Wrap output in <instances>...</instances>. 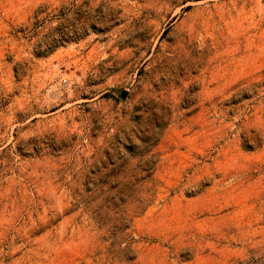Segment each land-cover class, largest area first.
I'll list each match as a JSON object with an SVG mask.
<instances>
[{
	"label": "rangeland",
	"instance_id": "374dc122",
	"mask_svg": "<svg viewBox=\"0 0 264 264\" xmlns=\"http://www.w3.org/2000/svg\"><path fill=\"white\" fill-rule=\"evenodd\" d=\"M0 264H264V0H0Z\"/></svg>",
	"mask_w": 264,
	"mask_h": 264
}]
</instances>
